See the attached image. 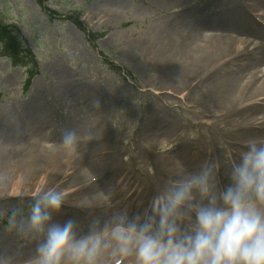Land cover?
<instances>
[{
    "label": "rangeland",
    "instance_id": "1",
    "mask_svg": "<svg viewBox=\"0 0 264 264\" xmlns=\"http://www.w3.org/2000/svg\"><path fill=\"white\" fill-rule=\"evenodd\" d=\"M223 9L226 11L222 13ZM97 11H105L103 17L90 19ZM110 11L117 15L107 16ZM226 12L237 21L244 17L245 22L235 25L243 28L247 15L256 16L261 35L247 39L264 43V0H0V30L6 34L0 39V113L22 124L21 131L11 134L0 117V156L30 140L48 148L62 147L64 129L81 130L78 146L86 147L87 143H82L85 136L93 134L105 117L123 148L122 160L135 162L133 151L140 154L148 146L137 133L146 110H165L176 125L164 135L160 147L149 148L150 153L170 151L183 141L198 145V133L207 120L202 108L182 101L183 94H158L160 91L146 82L138 63L131 61L134 52L129 43L148 29L161 27L184 30L197 26L205 28V34H225L230 29L239 35L245 32L224 23L216 28L202 25L205 19H220ZM252 46L254 43L249 48L256 51ZM84 84L97 91L81 98L77 89ZM102 100L110 101L104 110L99 107ZM34 104L45 117L42 126L26 111V106ZM240 114H257L262 119L264 109L250 105ZM80 151L72 152L78 155ZM142 165L145 176L156 184L151 178L156 168ZM34 191L13 195L8 189L0 196V208L16 203L17 196L26 202ZM2 220L0 216V257H10L14 264L30 261L35 244L5 231ZM7 237L12 238L10 243Z\"/></svg>",
    "mask_w": 264,
    "mask_h": 264
},
{
    "label": "bare ground",
    "instance_id": "2",
    "mask_svg": "<svg viewBox=\"0 0 264 264\" xmlns=\"http://www.w3.org/2000/svg\"><path fill=\"white\" fill-rule=\"evenodd\" d=\"M221 11L223 13L226 9ZM103 13L105 11L93 12L90 19L100 20ZM106 15L115 17L117 14L110 11ZM205 20L202 25L206 27L216 28L224 23V26L245 32L239 35L230 29L225 34H205V28L197 26L184 30L161 27L148 29L150 31L133 37L129 43L134 52L131 61L138 63L146 82L160 91L158 94H183L180 96L182 101L188 100L194 107L202 108L207 120L203 122V131L198 133V145L183 141L170 151L158 155L150 153V149L164 143V135L176 125L175 119L165 110H146L137 133L142 144L146 142L148 146L145 144L147 148L144 152L139 151L140 154L133 151L135 162H126L121 158L124 152L119 140L103 117V124L96 127L93 134L85 136L82 143L87 146L77 147L81 149L78 155L63 146L48 148L33 140L21 142L17 150L1 155L0 196L8 189L15 195L32 189L56 188L65 193V215L84 217L89 208L104 212L108 205L132 209L151 193L155 185L150 177L145 176L142 163L156 168L151 178L158 182L169 169L181 164L178 160L190 168L195 167L209 150H216L218 144L238 150L249 139L263 141L264 115L261 119L257 114H240L250 105L264 109V44L247 39L260 35L258 27L251 17L244 23L246 27L235 26L246 19L242 17L237 21L229 12L220 19L213 16ZM253 43L254 52L249 48ZM228 64L231 66L226 67ZM77 91L82 98L97 90L84 84ZM96 104L97 101L92 103L93 106ZM109 104L110 101L102 100L99 107L104 110ZM26 111L34 123L36 119L35 124L42 126L45 117L37 104L26 106ZM1 115L9 133L21 131L22 124L17 119ZM215 120L225 126L220 127ZM78 135L83 137L80 133ZM7 238L10 243L12 238ZM27 243L35 244V241L29 239ZM17 264H30V261Z\"/></svg>",
    "mask_w": 264,
    "mask_h": 264
},
{
    "label": "clouds",
    "instance_id": "3",
    "mask_svg": "<svg viewBox=\"0 0 264 264\" xmlns=\"http://www.w3.org/2000/svg\"><path fill=\"white\" fill-rule=\"evenodd\" d=\"M79 141L75 129L63 130L69 152ZM15 199L0 216L5 231L35 241L30 264H264L258 139L238 150L218 144L195 167L174 166L132 209L65 215V193L56 188ZM0 264L14 261L0 257Z\"/></svg>",
    "mask_w": 264,
    "mask_h": 264
},
{
    "label": "trees",
    "instance_id": "4",
    "mask_svg": "<svg viewBox=\"0 0 264 264\" xmlns=\"http://www.w3.org/2000/svg\"><path fill=\"white\" fill-rule=\"evenodd\" d=\"M6 38V34L4 33V31L0 30V39H5Z\"/></svg>",
    "mask_w": 264,
    "mask_h": 264
}]
</instances>
